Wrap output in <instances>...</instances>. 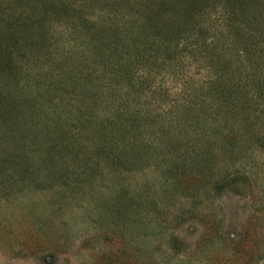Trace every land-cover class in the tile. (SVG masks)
<instances>
[{"label": "rangeland", "instance_id": "obj_1", "mask_svg": "<svg viewBox=\"0 0 264 264\" xmlns=\"http://www.w3.org/2000/svg\"><path fill=\"white\" fill-rule=\"evenodd\" d=\"M221 1L206 10L210 16L202 26L221 15L226 8ZM149 3L0 0V32L7 34L0 70L10 67L0 71V109H9L20 129L28 117L22 105L40 98L43 112L30 114L26 124L33 119L59 136L64 124L77 127L62 108L75 103L77 86L85 84L76 80L80 74L92 78L89 84L98 82L100 55L92 46L101 37L97 31L115 40L113 30L121 35L125 20L143 21ZM179 35L182 41L165 71L157 70L149 85H142L144 111L162 114L184 105L183 87H196L213 72V63L223 64L212 54L214 29L186 27ZM251 116L248 134L212 144L206 160L192 154L176 171L178 153L141 157L130 166L117 164V155L102 160L93 155L89 162L78 151L54 149L52 141L39 146L34 132L8 140L2 125L0 264H264V101ZM18 144L26 147L28 162L22 154L8 160L7 147ZM55 160H60L56 167Z\"/></svg>", "mask_w": 264, "mask_h": 264}, {"label": "trees", "instance_id": "obj_2", "mask_svg": "<svg viewBox=\"0 0 264 264\" xmlns=\"http://www.w3.org/2000/svg\"><path fill=\"white\" fill-rule=\"evenodd\" d=\"M149 2L145 6L148 13L142 17L143 21L139 18L137 23L132 24V18L125 20L126 26L123 27L126 28L120 30L121 35L116 33L117 28L113 30L111 35H118L115 40L111 41V36L97 31L101 37L94 40L92 46L100 55V64H97L100 68L94 79L98 82L89 84L92 78L80 74L76 80L85 84L77 86L79 90L75 103L71 109L69 105L62 108L71 116L69 119L78 123L77 127L64 124L59 136L47 127L36 126L33 119L32 124H26L30 122V114L34 116L43 112L41 107L44 103L38 98L33 105H22L28 117L21 122L20 129V123L11 119L9 109H0V127L3 125L8 132H4V138L11 140L18 134L34 132L36 138L40 137L39 146L52 141L54 149L63 146L65 151H78L79 156L83 153L89 162L93 155L101 160L105 154L117 155V164L126 166L135 165L141 157H160L164 152L178 153L173 157V164L178 165L173 166L172 171H176L181 162L185 164L192 154L196 159L206 160L212 144L220 142L225 145L240 133L248 134L251 131V113L259 107V101H264V0H224L226 8L223 7L221 15L207 24L208 27L202 26L204 19L210 16L206 10L221 3V0ZM194 26L203 32L208 29L216 31L218 39L212 40L211 46L217 52L213 50L212 54L218 61L224 59L223 64L213 63V72L196 87H183L185 92L180 100H184V105L170 106V110L162 114L142 110L140 92L145 90L142 85H149L148 82L159 74L157 70L165 71L166 63L176 55L172 50L182 41L180 35L184 32L180 35L179 32ZM6 35L5 31L0 32V46ZM127 42L132 43V47ZM160 49L163 51L159 52ZM9 68L2 67L0 71L6 72ZM91 75L94 77V73ZM3 99L8 103H17L13 98ZM32 99L27 97L24 100L30 102ZM176 107L182 109L176 111ZM194 121L193 128L185 127V124L190 125ZM24 126L28 129L23 130ZM189 142L192 143L190 148L187 147ZM20 145L6 146L10 150L7 151L8 160L13 161L17 154H22L26 162L30 160L29 154L24 153L26 147ZM0 146L4 150L5 146ZM181 148H186V152L179 154ZM55 161L56 167L60 160ZM44 167H47L45 163Z\"/></svg>", "mask_w": 264, "mask_h": 264}]
</instances>
